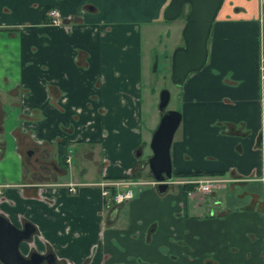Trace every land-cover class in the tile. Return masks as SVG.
Here are the masks:
<instances>
[{"label":"crops","instance_id":"obj_1","mask_svg":"<svg viewBox=\"0 0 264 264\" xmlns=\"http://www.w3.org/2000/svg\"><path fill=\"white\" fill-rule=\"evenodd\" d=\"M168 1L0 0V213L33 226L21 254L50 252V264H264L255 71L264 0H222L205 63L181 84L173 170L246 178L203 194L179 183L158 191L150 152L140 156L156 121L142 126L141 26L169 22L170 50L178 45L182 21L163 17ZM52 6L59 25L48 23ZM126 188L131 198L113 202Z\"/></svg>","mask_w":264,"mask_h":264},{"label":"water","instance_id":"obj_2","mask_svg":"<svg viewBox=\"0 0 264 264\" xmlns=\"http://www.w3.org/2000/svg\"><path fill=\"white\" fill-rule=\"evenodd\" d=\"M221 0H169L163 11V17L172 20L180 15L183 6H187L181 27L182 44L175 46L170 54V80L181 83L189 72L199 69L205 62L206 40L213 17ZM168 90L159 91L157 107L162 110L168 100ZM180 121V113L175 109H167L161 113L158 122L151 131L149 148L151 153L146 158L152 177L158 181L157 190L166 188L165 178L171 176V160L169 147L173 133ZM139 154V149L136 150ZM33 233V226L24 222L21 227L10 223L0 213V261L3 264H41L53 262L50 252L38 253L30 250L23 255L19 244L28 241Z\"/></svg>","mask_w":264,"mask_h":264},{"label":"rangeland","instance_id":"obj_3","mask_svg":"<svg viewBox=\"0 0 264 264\" xmlns=\"http://www.w3.org/2000/svg\"><path fill=\"white\" fill-rule=\"evenodd\" d=\"M187 11V6H183L181 14L177 17L175 26H179L183 20V16ZM163 27L160 28L157 25H154V29L151 30V25L146 24L141 26L142 36H141V56L142 59V98H141V117H142V126L148 131L149 125L155 119L158 118V112L156 109L157 94L160 88H166L169 91V99L166 104L168 109H180L181 97L179 94L180 85L174 84L169 78V66L168 59L163 58L165 53H168L170 46L173 41L171 39V33L176 34V29L173 26L170 32H167V29H171V25H168L169 22H164ZM160 28V29H158ZM179 38L176 39V42H179ZM175 42V43H176ZM153 58V63L151 67L149 66L150 58ZM29 126L27 125L26 128ZM28 133H32V127L30 126L27 129ZM180 133V124L175 129L173 133V139L177 137ZM149 133L145 135V143L141 148V157H144L150 152L149 148ZM29 138L32 139L31 136ZM141 170V168H140ZM146 173L143 172L142 174ZM209 197V196H208Z\"/></svg>","mask_w":264,"mask_h":264},{"label":"flooded vegetation","instance_id":"obj_4","mask_svg":"<svg viewBox=\"0 0 264 264\" xmlns=\"http://www.w3.org/2000/svg\"><path fill=\"white\" fill-rule=\"evenodd\" d=\"M221 2H222V0H221ZM221 4V3H220ZM52 8H54V9H56L55 7H49V8H47L46 9V14H47V18H48V23H51V24H55V25H59V24H61L62 23V18H61V15H60V13L58 12V10L56 9V11L58 12V15H59V23H54V22H52V18H51V16L48 14V11L50 10V9H52ZM181 14V13H180ZM185 15V14H184ZM178 17V16H177ZM176 17V18H177ZM183 18V20H182V24L181 25H183V21H184V16L182 17ZM214 18V17H213ZM182 27V26H181ZM180 31H181V29H180ZM210 31V30H209ZM177 44L178 45H181L182 44V38H181V34H180V40H179V42H177ZM176 45V44H175ZM177 46V45H176ZM171 51L172 50H169L168 51V53H165L164 54V56H163V58L164 57H166V59H168V66H169V78H170V54H171ZM260 53H264V50L263 49H259L258 51H257V54H256V57H255V71H256V80H257V85H258V90H259V94H260V96H261V99H263L264 98V87H261L260 86V83H259V79H258V72H257V62H258V57H259V55H260ZM206 60V59H205ZM153 58L151 57L150 58V60H149V66L151 67V65H152V63H153ZM205 63V62H204ZM190 73V72H189ZM188 73V74H189ZM187 74V75H188ZM186 78V77H185ZM183 82V81H182ZM182 82L181 83H179V85H180V89H179V94H180V97H181V84H182ZM141 84H142V78H141ZM175 84V83H174ZM143 85V84H142ZM164 88V87H163ZM162 88H160L159 89V91L161 90ZM166 89V88H165ZM159 91H158V94H157V102H156V109H157V112H158V118L156 119V121H155V123H154V125H153V127H152V129H151V131L154 129V127L156 126V124H157V122H158V119H159V117H160V115H161V113L162 112H164L165 110H167L168 108H166V105L163 107V109L162 110H159L158 109V107H157V103H158V96H159ZM168 94H169V91H168ZM168 99H169V96H168ZM167 102H168V100H167ZM167 104V103H166ZM181 104V103H180ZM175 110H178L179 111V113H180V109H175ZM28 119V118H27ZM180 120H181V113H180ZM179 123H180V121H179ZM179 123H178V125H179ZM178 125H177V127H178ZM176 127V128H177ZM150 134H151V132H150ZM172 138H173V136H172ZM149 139H150V135H149ZM171 143H172V140H171ZM171 143H170V146H171ZM29 151L30 150H28V151H26V153H29ZM150 153H151V150H150ZM68 154V153H67ZM65 152H64V158H65V160H66V155H67ZM169 154H170V147H169ZM149 156V155H148ZM147 156V157H148ZM68 160H69V154H68ZM68 160H66V161H68ZM170 160H171V156H170ZM144 164L147 166V162H146V159L144 160ZM171 165H172V163H171ZM147 171L149 172V177H151L150 178V182H152V184H154V185H157V183H158V181L157 180H155L153 177H152V175H151V172H150V170H149V168H148V166H147ZM173 171H175V170H173V168L171 169V176L169 177V178H165L164 180H163V182H165L166 183V187L169 185V184H173V183H179L180 185H181V187L183 188V190L186 192V193H188V194H192V193H200V194H203V193H208V192H210V191H212V190H215V189H217V188H219V187H221V185L223 184V183H225V182H228V181H232V180H242V179H246L245 178V176H241V175H239V174H231V173H228V174H224L223 172H206V171H201V170H197V171H199L200 172V175H181V176H174L173 175ZM181 172H196V171H181ZM138 176V175H137ZM197 180H208V188L206 189V190H199V189H197L196 188V185H197ZM68 184V190H69V186L70 185H72V187L74 188V190L73 191H71V190H69V191H71V192H74L75 191V183H72V182H69V183H67ZM157 188V187H156ZM100 189H101V191H102V189H104V185L102 184L101 185V187H100ZM105 189H107V188H105ZM166 189V188H165ZM132 192V191H131ZM102 194V193H101ZM103 195V194H102ZM131 196H132V194H131ZM131 196L129 197V198H131ZM129 198H125V199H123V200H121V201H119V202H122V201H124V200H127V199H129ZM119 202H115V203H119ZM2 214V213H1ZM46 252H44V254H45ZM53 261H54V259H53Z\"/></svg>","mask_w":264,"mask_h":264},{"label":"built area","instance_id":"obj_5","mask_svg":"<svg viewBox=\"0 0 264 264\" xmlns=\"http://www.w3.org/2000/svg\"><path fill=\"white\" fill-rule=\"evenodd\" d=\"M48 14L52 18V22L59 23V15L56 9L52 8L48 11ZM257 72H258V79L261 87H264V53H260L258 57L257 62ZM67 154V153H66ZM66 160H68V154L66 155ZM208 180H197L196 188L199 190H206L208 188ZM69 190L73 191L74 188L72 185L69 186ZM102 194H109L108 189H102ZM132 192L130 188H126L121 191H117L114 193H110V197L113 200V202H119L125 198H129L131 196Z\"/></svg>","mask_w":264,"mask_h":264},{"label":"trees","instance_id":"obj_6","mask_svg":"<svg viewBox=\"0 0 264 264\" xmlns=\"http://www.w3.org/2000/svg\"><path fill=\"white\" fill-rule=\"evenodd\" d=\"M174 176H181V175H200L199 171L196 172H181V171H173Z\"/></svg>","mask_w":264,"mask_h":264}]
</instances>
